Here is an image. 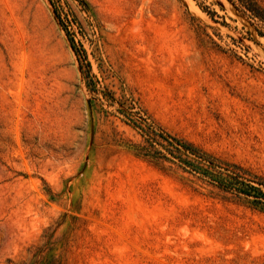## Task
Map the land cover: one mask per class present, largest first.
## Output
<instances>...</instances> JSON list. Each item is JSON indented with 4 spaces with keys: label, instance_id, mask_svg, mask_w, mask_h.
<instances>
[{
    "label": "rangeland",
    "instance_id": "374dc122",
    "mask_svg": "<svg viewBox=\"0 0 264 264\" xmlns=\"http://www.w3.org/2000/svg\"><path fill=\"white\" fill-rule=\"evenodd\" d=\"M65 1L97 93L49 0H0V264H264V213L123 115L264 176V38L227 0Z\"/></svg>",
    "mask_w": 264,
    "mask_h": 264
},
{
    "label": "trees",
    "instance_id": "16d2710c",
    "mask_svg": "<svg viewBox=\"0 0 264 264\" xmlns=\"http://www.w3.org/2000/svg\"><path fill=\"white\" fill-rule=\"evenodd\" d=\"M84 12L88 6L84 0H72ZM240 14L246 17L258 37L264 38V5L257 0H227ZM53 13L61 25L66 37L80 62V70L91 93H97V84L91 74L85 51L75 40L74 29L78 26L73 13L65 0H49ZM202 11L212 19L216 13L202 6ZM105 97L108 94L103 93ZM136 114V113H135ZM124 117L136 128L142 138L141 145L132 146L136 155L142 159L158 164L168 162L181 168L184 172L196 176L219 192L244 202L251 209L264 213V176L238 163L223 161L203 151L194 144L165 132L147 118L139 116L132 120ZM39 264H42L41 262Z\"/></svg>",
    "mask_w": 264,
    "mask_h": 264
}]
</instances>
